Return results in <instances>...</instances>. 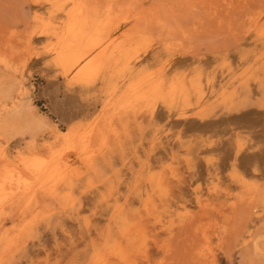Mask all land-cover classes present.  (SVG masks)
Masks as SVG:
<instances>
[{"label":"rangeland","instance_id":"rangeland-1","mask_svg":"<svg viewBox=\"0 0 264 264\" xmlns=\"http://www.w3.org/2000/svg\"><path fill=\"white\" fill-rule=\"evenodd\" d=\"M19 89L47 124L0 136V264H264V0H0Z\"/></svg>","mask_w":264,"mask_h":264},{"label":"bare ground","instance_id":"bare-ground-1","mask_svg":"<svg viewBox=\"0 0 264 264\" xmlns=\"http://www.w3.org/2000/svg\"><path fill=\"white\" fill-rule=\"evenodd\" d=\"M79 4H82V3H79ZM79 4L77 5V7L79 6L82 8L83 6H81ZM85 8H83L84 9L83 12H87L86 14H88L89 10L87 9L88 11H85ZM68 13L69 12H67L66 14H68ZM70 13H72V12H70ZM79 17H77L78 19L72 18L70 21H69V19H66L69 22L66 25V28H64L65 32L62 34V32H61V29L63 28L62 27L60 29V32H61V33H59L60 35L59 34L55 35V36L58 35L57 36L58 42L56 44L54 43L56 46L55 49H57V51L54 50V52L55 51L57 52L56 58L60 63H65L67 60H69L70 58L74 57L77 53H79L80 50L83 48V46L86 44L87 40L89 39L88 34H90V33H84L87 31V29L84 30V28H88V26L86 24L88 21L84 17H81V18H79ZM88 17H86V18H88ZM93 24L95 25V23H93ZM68 62H70V61H68ZM66 64H68V63L66 62ZM67 67H68V65H67ZM19 91H20V89H19ZM20 93L21 94L16 99H13L11 97L10 91L5 92L3 95L4 102H0V136L5 138V139L6 138H12V137L19 136V135H22V136L25 135V136H28L29 138H35L38 135L40 128L43 125L45 126L47 124L46 120L43 118V116H41L38 112H36V105L34 103H32L30 96L28 94L23 93L22 91H20ZM52 188H53V186H52ZM133 227L134 226H132V228ZM129 229H128V231H129ZM116 248H117V246H116ZM123 253H124V251H123ZM98 260H100V259H98ZM103 262H106V261H103Z\"/></svg>","mask_w":264,"mask_h":264}]
</instances>
